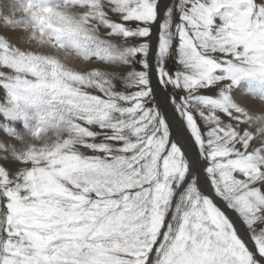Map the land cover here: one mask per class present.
Returning a JSON list of instances; mask_svg holds the SVG:
<instances>
[{"label": "snow or ice", "instance_id": "1", "mask_svg": "<svg viewBox=\"0 0 264 264\" xmlns=\"http://www.w3.org/2000/svg\"><path fill=\"white\" fill-rule=\"evenodd\" d=\"M38 7L8 25H43ZM98 19L133 91L0 26L8 103L42 90L34 103L75 113L77 138L0 163V264H264V106L241 103L264 102V0H108Z\"/></svg>", "mask_w": 264, "mask_h": 264}, {"label": "clouds", "instance_id": "2", "mask_svg": "<svg viewBox=\"0 0 264 264\" xmlns=\"http://www.w3.org/2000/svg\"><path fill=\"white\" fill-rule=\"evenodd\" d=\"M26 0H10L9 11L0 7V26H8L12 30L24 32L21 44L34 55H43L45 52L48 58L55 60L66 71H78L89 68L84 75H91L92 71L100 74V78L111 82L115 87L117 82L125 87H131V58L121 59L118 55L122 51V42L104 31V26L98 17L108 6V0H55V3L43 5L39 0L36 9L39 12L44 7L52 8V13H44V24L33 21L26 17V24L16 27L9 26L8 21L14 16L24 15L19 9ZM15 9V11H13ZM59 13V15H57ZM56 29L70 34L81 42V48H70L59 42L56 38L61 33ZM71 29L70 33L67 30ZM89 65H103L104 67H88ZM130 69L126 72L118 69ZM35 94H23L17 101L19 108L26 109L34 104ZM44 120L39 128L32 133L33 139L41 148L52 146L55 142L71 138H77L71 131L68 122L73 119L75 113H69L63 107H53L44 111ZM264 115V114H261ZM41 120V116H40ZM255 127V125H253Z\"/></svg>", "mask_w": 264, "mask_h": 264}, {"label": "bare ground", "instance_id": "3", "mask_svg": "<svg viewBox=\"0 0 264 264\" xmlns=\"http://www.w3.org/2000/svg\"><path fill=\"white\" fill-rule=\"evenodd\" d=\"M53 2L55 3V0ZM43 5H47V3ZM241 103L251 110H257L264 106V102L247 97L241 100ZM45 110L46 104L43 102H36L26 109L15 108L8 103L7 90L0 88V146H2L0 147V163L7 161L18 166L15 157L22 155L30 146L36 143L32 133L39 128V124H41L40 116ZM217 203L227 213H231V210L227 209L222 201L217 199Z\"/></svg>", "mask_w": 264, "mask_h": 264}, {"label": "rangeland", "instance_id": "4", "mask_svg": "<svg viewBox=\"0 0 264 264\" xmlns=\"http://www.w3.org/2000/svg\"><path fill=\"white\" fill-rule=\"evenodd\" d=\"M42 1V2H41ZM45 1V2H44ZM41 4H45V3H47V5L48 4H51V3H54L53 2V0H40L39 1ZM177 19H178V17H177ZM97 66H99V67H104V66H101V65H90L89 67H97ZM128 70H130V69H127V68H122V69H118V71H121V72H126V71H128ZM119 86V89L120 90H126V91H133L134 89H132V88H127V87H125V86H123L122 84H119L118 85ZM2 99V98H1ZM15 124V123H14ZM12 125V124H11ZM15 125H17V124H15ZM40 125L41 124H39V127H40ZM218 206H220V205H218ZM221 207V206H220ZM222 208V207H221ZM223 209V208H222Z\"/></svg>", "mask_w": 264, "mask_h": 264}]
</instances>
